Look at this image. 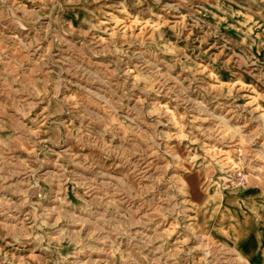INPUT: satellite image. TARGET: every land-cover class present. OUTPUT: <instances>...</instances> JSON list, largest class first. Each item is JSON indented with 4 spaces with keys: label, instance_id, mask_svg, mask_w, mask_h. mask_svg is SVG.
<instances>
[{
    "label": "rangeland",
    "instance_id": "rangeland-1",
    "mask_svg": "<svg viewBox=\"0 0 264 264\" xmlns=\"http://www.w3.org/2000/svg\"><path fill=\"white\" fill-rule=\"evenodd\" d=\"M0 264H264V0H0Z\"/></svg>",
    "mask_w": 264,
    "mask_h": 264
},
{
    "label": "built area",
    "instance_id": "built-area-1",
    "mask_svg": "<svg viewBox=\"0 0 264 264\" xmlns=\"http://www.w3.org/2000/svg\"><path fill=\"white\" fill-rule=\"evenodd\" d=\"M247 183V175L243 170L234 169L227 171L217 182L220 189L224 191H234L243 188Z\"/></svg>",
    "mask_w": 264,
    "mask_h": 264
},
{
    "label": "crops",
    "instance_id": "crops-1",
    "mask_svg": "<svg viewBox=\"0 0 264 264\" xmlns=\"http://www.w3.org/2000/svg\"><path fill=\"white\" fill-rule=\"evenodd\" d=\"M249 256H250V258H251V257H254V255L252 254V252L250 253V255H249Z\"/></svg>",
    "mask_w": 264,
    "mask_h": 264
},
{
    "label": "bare ground",
    "instance_id": "bare-ground-1",
    "mask_svg": "<svg viewBox=\"0 0 264 264\" xmlns=\"http://www.w3.org/2000/svg\"><path fill=\"white\" fill-rule=\"evenodd\" d=\"M252 152V151H251Z\"/></svg>",
    "mask_w": 264,
    "mask_h": 264
}]
</instances>
